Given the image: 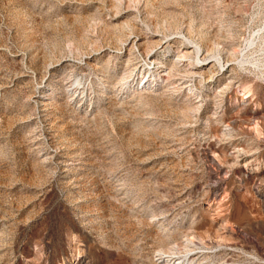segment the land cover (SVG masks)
I'll return each instance as SVG.
<instances>
[{
    "label": "rangeland",
    "instance_id": "374dc122",
    "mask_svg": "<svg viewBox=\"0 0 264 264\" xmlns=\"http://www.w3.org/2000/svg\"><path fill=\"white\" fill-rule=\"evenodd\" d=\"M263 22L264 0H0V264H264V82L182 58Z\"/></svg>",
    "mask_w": 264,
    "mask_h": 264
},
{
    "label": "bare ground",
    "instance_id": "6f19581e",
    "mask_svg": "<svg viewBox=\"0 0 264 264\" xmlns=\"http://www.w3.org/2000/svg\"><path fill=\"white\" fill-rule=\"evenodd\" d=\"M186 36L187 35L183 36V39H185L190 45L187 48H184L182 58H185L188 54H190L187 49L193 47L197 59L203 60L200 66L193 64L191 65L190 73L193 77L203 78L202 74H206L207 66L211 62H215L224 68H229L233 64H236L243 69L250 67L252 70L251 73L257 79L264 82V22L261 24V28L254 33L253 37L246 41L244 48L237 53L228 52L218 45L213 51L206 53L203 48H201L197 43L192 42V40L188 39ZM144 43L145 42H143L142 39L133 37L128 42H126L125 48L127 49L134 44L138 45V47H144ZM167 43V41H158L159 46L157 47L166 48ZM156 56L157 49L150 50L146 55V62L152 66L153 73L156 74L155 81H150V79L144 80L146 87L151 83H156V86H161L159 84L166 78V73L169 71L164 65L158 63ZM244 166L252 173L261 172V166L257 164L256 160L251 159L244 161ZM223 225L220 226L219 230L217 229L218 233L222 232L226 228ZM219 236L221 237V233H219ZM194 255L195 254L190 252V250L184 254H181L176 249H174L173 252L167 255L159 254L157 261L159 264H192L193 260H191V257H194Z\"/></svg>",
    "mask_w": 264,
    "mask_h": 264
}]
</instances>
